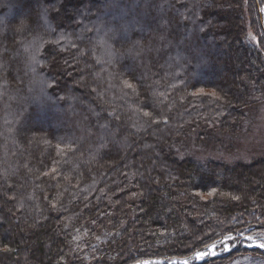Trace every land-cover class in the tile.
I'll list each match as a JSON object with an SVG mask.
<instances>
[{"label": "trees", "instance_id": "obj_1", "mask_svg": "<svg viewBox=\"0 0 264 264\" xmlns=\"http://www.w3.org/2000/svg\"><path fill=\"white\" fill-rule=\"evenodd\" d=\"M262 9L0 0V264H205L206 234L264 233V154H230L260 133Z\"/></svg>", "mask_w": 264, "mask_h": 264}, {"label": "snow or ice", "instance_id": "obj_2", "mask_svg": "<svg viewBox=\"0 0 264 264\" xmlns=\"http://www.w3.org/2000/svg\"><path fill=\"white\" fill-rule=\"evenodd\" d=\"M261 11H264V9H262ZM252 39L256 41V37L253 36ZM257 43H261V42L257 41ZM125 83L127 88L129 89L133 88V85L131 83H127V82ZM144 115L148 116L149 113L145 112ZM234 199H239V197H234ZM223 227L225 231H222L218 237L217 234L211 233V234H206L204 237L201 238L200 243L205 245V247L202 251H194V255H193L194 261L205 262V264H207L208 260L218 255L220 249H223L225 252H231L232 246L237 241L238 236L248 241L249 247L264 249V233H261L259 237H256L253 235H245V233L249 230L247 228L237 233L235 231L237 225H224ZM6 250L10 251V249H6ZM158 264H163V262L162 261L158 262ZM171 264H192V261L187 259L180 261L173 260L171 261Z\"/></svg>", "mask_w": 264, "mask_h": 264}, {"label": "rangeland", "instance_id": "obj_3", "mask_svg": "<svg viewBox=\"0 0 264 264\" xmlns=\"http://www.w3.org/2000/svg\"><path fill=\"white\" fill-rule=\"evenodd\" d=\"M262 114L263 116H261V120H258L259 125H260V133H259L260 135L258 134V132H256L252 140H250V137L248 138L245 137L242 139L241 142H239L238 146L231 145L230 147V154L231 153L236 154V156L239 157L243 162L245 161L244 163H247V161L244 160L245 157H248V156H251L250 158L260 157L264 154V113ZM230 157L232 156L230 155ZM240 238L242 241L241 242L238 241L237 242L238 244L235 243L232 246V248L238 245H241L242 247H247V248L249 247L248 246L249 242L244 240L242 237ZM223 253H226V252L223 249H220L218 255H221ZM161 261L162 260H159V259L142 260L135 264H158V262H161ZM169 264H171V262H169ZM232 264H264V261L258 260L250 255H247V256H243L239 258L238 260L234 261Z\"/></svg>", "mask_w": 264, "mask_h": 264}]
</instances>
